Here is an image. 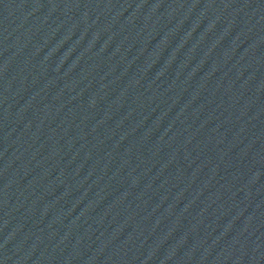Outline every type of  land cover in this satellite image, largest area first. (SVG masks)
Here are the masks:
<instances>
[{"label":"water","instance_id":"water-1","mask_svg":"<svg viewBox=\"0 0 264 264\" xmlns=\"http://www.w3.org/2000/svg\"><path fill=\"white\" fill-rule=\"evenodd\" d=\"M264 0H0V264H258Z\"/></svg>","mask_w":264,"mask_h":264}]
</instances>
